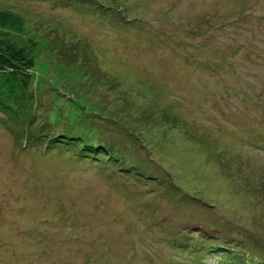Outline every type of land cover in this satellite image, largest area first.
<instances>
[{
  "label": "rangeland",
  "instance_id": "rangeland-1",
  "mask_svg": "<svg viewBox=\"0 0 264 264\" xmlns=\"http://www.w3.org/2000/svg\"><path fill=\"white\" fill-rule=\"evenodd\" d=\"M60 2L0 0L36 44L0 113V264H264V0ZM40 122L132 167L24 145Z\"/></svg>",
  "mask_w": 264,
  "mask_h": 264
},
{
  "label": "trees",
  "instance_id": "trees-1",
  "mask_svg": "<svg viewBox=\"0 0 264 264\" xmlns=\"http://www.w3.org/2000/svg\"><path fill=\"white\" fill-rule=\"evenodd\" d=\"M53 1H61L59 4L63 5L68 4L69 0ZM8 20L0 13V25L5 27L6 24L3 22ZM26 42L27 45L20 46L15 39L0 34V113L4 116H18L28 104L26 99L34 79L33 53L36 44L32 40ZM32 117L34 114L27 122L29 125L32 123ZM45 123L40 122L35 125L38 128L34 126L29 134L27 132L23 144L31 142L30 146L42 150L43 154L49 150L58 151L63 155L72 156L75 160L101 164L105 169L115 167L127 171L132 167L128 164L121 165L118 160L120 156L117 152L118 148L115 149L110 141L96 135L97 133L84 131L75 124L74 126L65 124L64 129L54 128V125L46 128Z\"/></svg>",
  "mask_w": 264,
  "mask_h": 264
}]
</instances>
